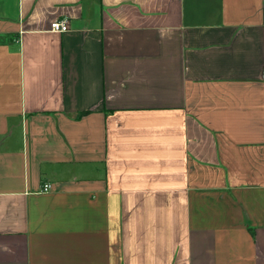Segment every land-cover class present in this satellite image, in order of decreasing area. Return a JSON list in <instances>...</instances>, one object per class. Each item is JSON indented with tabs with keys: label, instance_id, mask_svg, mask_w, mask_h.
Wrapping results in <instances>:
<instances>
[{
	"label": "crops",
	"instance_id": "1",
	"mask_svg": "<svg viewBox=\"0 0 264 264\" xmlns=\"http://www.w3.org/2000/svg\"><path fill=\"white\" fill-rule=\"evenodd\" d=\"M0 264H264V0H0Z\"/></svg>",
	"mask_w": 264,
	"mask_h": 264
},
{
	"label": "built area",
	"instance_id": "2",
	"mask_svg": "<svg viewBox=\"0 0 264 264\" xmlns=\"http://www.w3.org/2000/svg\"><path fill=\"white\" fill-rule=\"evenodd\" d=\"M68 29H69L68 22L66 20L52 22L49 26V30L51 32L57 33V34L66 33L68 31ZM49 189H50V185L47 183L43 184L41 187V191L43 193L48 192Z\"/></svg>",
	"mask_w": 264,
	"mask_h": 264
},
{
	"label": "trees",
	"instance_id": "3",
	"mask_svg": "<svg viewBox=\"0 0 264 264\" xmlns=\"http://www.w3.org/2000/svg\"><path fill=\"white\" fill-rule=\"evenodd\" d=\"M82 116V114H79L77 117H81Z\"/></svg>",
	"mask_w": 264,
	"mask_h": 264
}]
</instances>
